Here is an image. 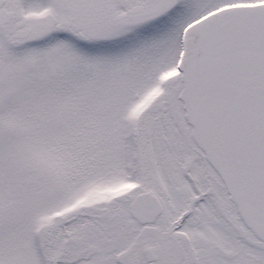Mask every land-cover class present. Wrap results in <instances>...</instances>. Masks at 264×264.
<instances>
[{
    "label": "snow or ice",
    "instance_id": "1",
    "mask_svg": "<svg viewBox=\"0 0 264 264\" xmlns=\"http://www.w3.org/2000/svg\"><path fill=\"white\" fill-rule=\"evenodd\" d=\"M0 264H264V0H0Z\"/></svg>",
    "mask_w": 264,
    "mask_h": 264
}]
</instances>
